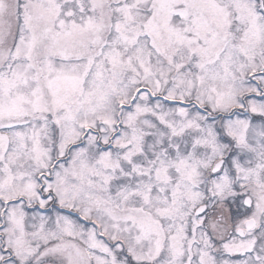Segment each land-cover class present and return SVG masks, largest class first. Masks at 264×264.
I'll use <instances>...</instances> for the list:
<instances>
[{
  "label": "snow or ice",
  "instance_id": "snow-or-ice-1",
  "mask_svg": "<svg viewBox=\"0 0 264 264\" xmlns=\"http://www.w3.org/2000/svg\"><path fill=\"white\" fill-rule=\"evenodd\" d=\"M0 264H264V0H0Z\"/></svg>",
  "mask_w": 264,
  "mask_h": 264
}]
</instances>
